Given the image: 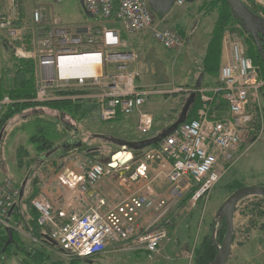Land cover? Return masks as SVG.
<instances>
[{
  "label": "built area",
  "instance_id": "built-area-1",
  "mask_svg": "<svg viewBox=\"0 0 264 264\" xmlns=\"http://www.w3.org/2000/svg\"><path fill=\"white\" fill-rule=\"evenodd\" d=\"M63 1L54 0V3L61 4ZM77 1L82 2L86 13L91 15V21L83 27L85 33L79 34L76 29L59 26L54 20L50 22L49 31L44 32L42 41L32 48L35 34L39 35L35 31L40 30L45 20V9H38L33 13L32 40L25 43L26 40L19 39L21 47L17 54L22 59L35 60L42 73L33 102L93 98L101 121L112 122L121 115H137V134L148 136L154 128V118L143 111V106L157 92L134 87L137 75L128 71V63L134 62L136 57L121 51L126 44L120 33L111 29V24H119L130 35L150 31L155 41L172 51L185 49L187 39L175 31L157 27L156 15L148 0ZM205 1L212 4L216 0ZM184 4L185 0H176L177 6ZM1 18L0 25L9 26L11 35L17 34L16 19L11 20L10 15H0ZM230 48L231 57L220 68L218 84L210 89L198 90L201 108L197 118L179 125L170 136L145 154L147 161L157 164L166 177L170 186L168 194L130 195L108 211L90 207L69 218L63 212L55 213L53 205L44 197L32 200L31 205L39 214L38 226L58 249L69 257L82 260L96 259L111 245L127 243L151 254L159 252L167 240L170 208L190 194L189 206L194 209L225 177L240 149L262 139L264 122L257 126L250 111L259 107L264 120L259 102L264 79L243 43L233 42ZM30 50L34 51L31 56ZM78 56L98 57L99 69L104 72L99 70L93 74L63 76L61 62ZM110 65L116 68L113 74L105 72ZM94 90L98 93L93 96L91 93ZM68 91L85 92L86 95L64 98L57 94ZM18 103L20 101L5 96L0 100V114ZM216 103H225L228 113L215 117L212 112ZM83 169L78 177V183H83L81 191H86L88 185L100 183L113 172V167L99 163ZM133 176L137 177L138 173ZM20 195V189L13 180L7 178L0 184V223L18 232L25 230L24 224L13 223L9 213L20 204Z\"/></svg>",
  "mask_w": 264,
  "mask_h": 264
},
{
  "label": "rangeland",
  "instance_id": "rangeland-1",
  "mask_svg": "<svg viewBox=\"0 0 264 264\" xmlns=\"http://www.w3.org/2000/svg\"><path fill=\"white\" fill-rule=\"evenodd\" d=\"M242 1L254 13L264 19V0ZM7 2H10V4L14 6L13 8H15L13 11L16 13V16L14 18L12 17L11 20H18V11L20 13L21 11H25L24 26L28 28H32L34 26L32 24L34 11L38 9H45L44 23L41 25L38 32L35 31L40 36L34 33V38L36 39L33 40L35 45H31L32 48H36L39 42L42 41L44 32L49 31L52 25L50 22L54 20L57 21V25L64 27L66 26L74 30L79 26H87L91 21V19L87 16L83 5L77 0H64L61 4L54 3V0H7ZM204 2L206 3L205 0ZM203 7H207L211 13L217 11V18L216 16L214 18L211 17L206 21L208 22V25H206L208 28L210 26L213 27L216 19L219 20L220 6L217 4H204ZM186 8L183 9L174 6L170 12L172 17L171 19H173L172 21L177 22L176 20L181 18V15L185 13ZM4 12L6 14L3 12L2 13L7 15L8 12ZM158 18L159 17H156L155 22L157 27L177 32V30L172 25L169 27L165 20H163L161 23H158ZM1 22L2 18L0 19V23ZM225 28L226 31L224 33V37H226V41L229 45L233 42H241L243 43L248 56L252 60L253 57H259L257 54L256 45L250 39V37L244 33L243 29L239 27L238 23L235 21L232 23L230 20V22L228 21V24ZM0 32L3 34H0V78H7L10 80L11 77L9 75L6 76V70L12 69L14 59H22V57L17 54V50L21 47V42L19 40L21 37H19L18 33L12 34V37L9 26H6L5 28L0 25ZM31 33L33 34V31ZM24 37L25 36H23V39ZM206 38L209 37L207 36ZM25 43H27V41ZM153 48L157 51V58H159V61H157L156 64L157 74L155 76L150 75L148 78L145 77L143 79V83L149 84L150 86H156L154 87V90L151 91H156L157 93L151 95L148 98V106H153L154 104L159 107L160 104H163L164 106L160 107L162 111L161 113H165L167 115L169 114V109L173 111L175 108L176 112L180 110L176 114L175 120L171 124L172 126L177 121L182 107L187 101L185 97L181 98L175 96L177 95L176 93L183 92L180 91L176 85H174L180 83H177L178 72L179 70L183 69L182 66L185 64V57L187 56H173L171 54L166 55V51L156 43L153 45ZM191 52L192 51L190 50V53ZM29 53L31 56L33 55L34 51ZM23 60L29 59L23 58ZM33 61L35 63V60ZM34 75L35 83H37L35 87L36 98V89L39 87V82L42 79L41 70L36 66V64ZM192 87L194 89V86ZM151 89H153V87ZM193 89L190 91V93H195L197 98L199 97L200 101L201 97L198 93V90L201 88ZM184 98L185 100L183 101L182 99ZM259 102L263 110L262 113L264 114V88L260 94ZM179 104H181L182 107ZM74 107L75 104L73 103H60L59 105H39L34 107L39 111L29 110V112H27L26 110L16 115L17 117H22L24 116V113L27 112L26 115L29 117L27 118V121L30 120V122L28 121V123H22L18 119L17 122L14 123L13 119L16 118L15 116L5 124V126H9L10 124L14 123L11 126L10 132L8 134V139H5L4 141L0 139V184L8 178L13 180V182L17 185V188L20 190L24 181L26 180V186L29 185V189H32V187L35 186L33 181L36 174L35 170H37L38 167H30V170L27 169V167L22 168L16 166L14 161L18 159V149H22V152L24 153L23 158H25V154L27 155V153L32 149L38 150L40 144H42L41 142L33 143V137H37L38 139L43 138L48 141H54L56 138L61 137L66 138V131L64 130L65 126H63L62 129H58L56 124H48L46 122L44 123V121L38 120V117H43V112L46 109H62L65 113H70L73 111ZM256 108L253 107L250 112L253 116L254 123L259 126L262 124V122H264V120L261 117L260 108ZM8 109L4 113L0 114V116L5 115L8 112ZM221 112L225 113L224 110ZM159 119L161 120V117H159ZM160 120L157 122L160 123ZM89 122L91 124L93 123L94 125L95 135L108 136L110 138L114 137L115 139L119 140H128L126 142L144 141L153 138L152 135H154V133L151 132L148 136L142 137L136 134L134 127L127 129V132L122 130L123 132L120 133V121L102 123L98 121L94 115ZM161 122L163 121L161 120ZM68 128L71 129L70 125H68ZM81 131L82 132L79 134H70L69 140L63 142L59 147H56V150L57 148L60 149L62 147H67L69 150H74L79 147L80 150L82 149V151L85 152L92 149L93 147H102L104 145H106L105 147L107 148H120L117 146H112L110 143L108 144L104 139H96L93 136V132L85 125L83 129L81 128ZM162 132H164V130H161V133ZM45 147L48 148L49 145L46 144ZM154 147L155 146L145 150L149 151ZM144 159H146V157ZM2 160L4 161V165H6V167H1ZM93 163H96V161H92V163L87 165H91ZM147 163H152V161L150 160ZM24 174L25 176H23ZM256 186H264V136L257 142L252 143L251 146L242 147L240 149V151L235 155L234 164L230 170H228V173L225 175V177H223L221 181L217 183L216 187L211 191L209 196L205 197L206 199L204 198L202 201H200L194 209H191L189 206L191 199L190 194L183 197L181 201L177 202L170 208L169 215L167 217L169 221L167 240L162 245L161 250L155 254L137 250L133 248L130 243H127L126 245H111L102 255L99 256V258L94 260L74 259L60 253L59 249L54 245L52 246L46 244L45 246H40V244L35 242L36 240L31 235L26 233L25 230H22L19 233L25 245L24 248L26 247L27 250L31 251V253L33 251L37 252L38 256L42 258V260L37 261L34 258H25L21 251V247L17 245L13 246L12 250L2 257V254L0 255V264H23L20 261H24L27 264H198V262L204 264L207 260L205 259L206 255L204 251V244L208 240H213L215 230L213 223L216 214L225 204L228 198L237 190L243 187L251 188ZM25 219L29 221L30 218L29 216H26ZM20 222L23 221H13L15 224ZM23 224L25 225V223ZM0 226L4 227L1 223ZM24 227H26V225ZM217 233L216 239L218 237ZM222 242L223 241H218L219 244ZM15 252L17 253V256L14 255ZM199 252H201L200 256ZM227 264H264L263 199L252 197L247 198L238 204L235 212L233 249Z\"/></svg>",
  "mask_w": 264,
  "mask_h": 264
},
{
  "label": "crops",
  "instance_id": "crops-1",
  "mask_svg": "<svg viewBox=\"0 0 264 264\" xmlns=\"http://www.w3.org/2000/svg\"><path fill=\"white\" fill-rule=\"evenodd\" d=\"M204 4L208 5L204 2V0H196L192 3H188L187 0H185L184 5H176L177 7L183 9L187 7L185 13L181 15V18L179 20H176L177 22L172 21L173 19H171L172 17L170 15L171 10L165 17L158 18V23H161L163 20H165L166 24H168L169 27L170 25H172L177 30L176 33L187 39L188 44L186 48L180 52L164 48L161 44L153 39L152 33L150 31L130 35L125 33L123 28L119 24H111V29H116L120 33V38L126 44V46L121 51L136 57V60L134 62L128 63V71L131 73L135 72L137 75V78L134 80V87L142 90L151 89L152 87L153 89L151 90H154V87H156L143 83V79L145 77L148 78L150 75L155 76L157 74L156 64L157 61H159V58H157V51L153 48V45L155 43L161 46L166 51V55L171 54L173 56H187L185 57L186 62L182 66L183 69L179 70L178 72L177 83H180L174 84L179 88V90H182L183 93H176L177 95L175 96L181 98L185 97L186 100H188L189 97L193 94L190 93V91L193 89L192 86H194V89L196 88L200 77H203L200 88L210 89L218 84L220 68L227 64V62L230 60L231 48L226 41V37H223L218 59L219 71L216 74H212V71L207 70L206 60L209 56V49L218 19H216L214 26H210L209 28L206 26L208 25V22L206 21L211 17L214 18L218 13L217 11L212 13L209 12L207 7H205L207 9L203 7ZM13 7L14 6L10 4V2L8 3L7 0H0V15H4L7 17L10 15L12 17H15L16 13L13 11V9H15ZM4 11L8 12L7 15H5L6 13ZM2 12L5 14H3ZM24 12L25 11H21L20 13L18 11L17 17L19 19L15 20V29L22 39L23 36H25L24 39L26 41H29L32 38V33L30 31V27L28 28L24 26ZM84 26H79L76 30L82 29ZM0 34L3 35L1 32ZM207 36L209 38H206ZM190 50L192 51L191 53ZM100 72L102 73L104 71L100 70ZM105 72L113 74L116 72V68L115 66H111L107 68ZM97 93L98 90H94L91 94L94 96ZM84 94L86 95L85 92H77V94L75 95ZM185 98L182 100L184 101ZM70 102L71 104H75L73 111L70 113H65L62 109H46L43 112V117H38V120H42L44 121V123L46 122L48 124H56L58 129H62L63 126H65L64 130L66 131V138H56L54 141L46 140V144L49 145L47 149H41L40 147L38 148V150L32 149L27 153V155L25 154V158H23L24 156H22L21 158H19L18 156V159L14 161V164L18 167H27V169L30 170V167H38V169L35 170L36 174L33 181V184L35 186H33L32 189H29V185L26 186L24 195L25 199L29 198L32 194L35 195L33 199L44 197L48 199L53 205L55 213L63 212L66 214L67 218H69L76 214L78 211H83L90 207H96L100 208L102 211H108L109 209L116 207L120 202H122L130 195L142 194L156 196L160 193L168 194V189L170 186L169 183L165 180L166 177L162 174L161 169L158 168L157 164L147 163L149 161L144 159L145 154L148 152V150L135 152L126 147L118 146L112 142V140L119 139H115L114 137L110 138L108 136H98L94 134V125L93 123L91 124L89 122L92 119L93 115L98 121L102 123L110 122L101 121L96 103L93 98H81L76 99L75 101L72 99L70 100ZM179 105L182 107L181 104ZM163 106V104H160L159 107L154 104L153 106H148V101L143 106V111L149 113L154 118V128L152 130V133H154V135H152V137L159 135L161 133V130L166 131L168 128H170L171 124L175 120L176 114L180 111L179 110L178 112H176L175 108L173 109V111L169 109V114L167 115L165 113H161L162 111L160 107ZM193 107L194 105H192L188 113L187 121L195 119L198 116V111L200 110L201 106L197 109ZM213 108H215V110L212 112V114L215 117H221L228 113L225 103H216L213 105ZM29 110L36 109L33 108ZM29 110H27V112H29ZM223 110L225 111V113L221 112ZM26 113H24V116L22 117L16 116V118L13 119L14 123L17 122L18 119L22 123H28V121L30 122V120L27 121V118L29 117H27ZM159 117H161V120L163 122H161ZM158 120H160V123L157 122ZM115 121H120V133H122L123 131L127 132V129L133 127L136 131L137 115L131 117H125L121 115ZM13 124H10L9 126L7 125L5 126V128L3 127L4 129H1L0 139H2V141L8 139L7 137ZM68 125H70L71 129L68 128ZM84 125L93 132V136L96 139H104L108 144L110 143L112 146H117L118 148H120H107L105 147L106 145H104L102 147H93L92 149L85 152L82 151V149L80 150L79 147L74 150H69L67 147H62L60 149L57 148L56 150V147H59L63 142L69 140L70 134L81 133V128L83 129ZM120 140L125 142L128 141L123 139ZM32 142L36 143L33 140ZM124 151H126L127 153L131 152L133 158L123 166H120L118 163H116L115 166L113 164L115 157L121 153H124ZM92 161H96V163L103 164L107 167H113V172L112 174L105 177L100 183L96 185H86L87 190L81 191L83 183H78V177H80V175L83 173V167H86L87 164L92 163ZM1 167H6L3 160L1 163ZM136 173H138V176L134 177L133 175H135ZM23 176H25V174ZM24 213L27 214V212ZM11 221L13 220L11 219ZM25 232L28 233L26 230Z\"/></svg>",
  "mask_w": 264,
  "mask_h": 264
},
{
  "label": "trees",
  "instance_id": "trees-1",
  "mask_svg": "<svg viewBox=\"0 0 264 264\" xmlns=\"http://www.w3.org/2000/svg\"><path fill=\"white\" fill-rule=\"evenodd\" d=\"M212 4H217L220 6V17L218 22L216 23L214 33H213V39L210 45L209 49V56L208 59L206 60V65H207V70L212 71V74H216L218 70V59L220 55V47L221 43L224 37V33L226 31V25L228 24V21H232L234 23V19L232 18V15L230 13L228 4L226 3L225 0H216ZM162 18L161 16H159ZM234 20V21H233ZM236 22V21H235ZM237 23V22H236ZM29 39V38H28ZM251 39V38H250ZM249 39V40H250ZM252 40V39H251ZM253 41V40H252ZM250 58V57H249ZM259 57H253V63L254 65L258 66L261 71V76L264 79V64L259 61ZM34 69H35V63L33 60H23V59H14V63L12 66V69L6 70V76L9 75L11 77L10 80L7 78H0V100H2L5 96L10 97L12 100H17L20 101L21 103L15 104L12 107L8 109V112L0 116V131L1 129L5 126L7 122H9L14 116L17 114H20L26 110H29L31 108H34L35 106L39 105H59L60 103H67L70 104V100H61V101H53V102H47V103H42V104H37L38 102H33V99L35 98V75H34ZM77 92H60L59 95L66 98L69 97L70 95H75ZM36 103V104H35ZM201 106V100L199 101V97L196 99L194 107L193 108H199ZM37 137L33 138L34 142H41V149H47L45 147L46 145V139L40 138L36 139ZM24 156V153L22 152V149L19 150V158ZM35 195L30 196L27 199H23V201L16 207L15 211L13 212L11 219L13 221H23L25 223L26 227L25 230L35 239L37 240V244H40V246H45L47 245H54L47 235H45L43 229H41L38 224V218L39 214L38 212L32 207L31 202ZM27 212L29 216V221L25 219L27 216ZM27 216V217H28ZM24 225V226H25ZM214 225V223H213ZM215 227V226H214ZM8 230L12 232L13 235V241L12 243L7 246L6 248V243L9 239L8 236ZM226 233V224L223 222L221 224V228L219 230L217 241H223ZM223 236V237H222ZM222 238V239H220ZM219 239V240H218ZM19 246L21 247V251L24 254L23 256L25 258H34L37 261L42 260L38 256V253L33 251L27 250V248H24V243L21 239L20 233L14 229H7L5 227L0 226V255L1 257L5 254H7L9 251L12 250L13 246ZM55 246V245H54ZM3 250L5 252L3 253ZM204 251H205V261L204 264H210L216 254L217 250L214 246V241L208 240L204 244ZM15 256H17V253H14ZM201 255V252H199V256ZM0 257V259H1ZM28 258V259H29ZM25 260V259H24ZM199 260V259H198ZM197 260V262H198ZM23 264H27L24 261H20ZM198 264H201L198 262Z\"/></svg>",
  "mask_w": 264,
  "mask_h": 264
},
{
  "label": "water",
  "instance_id": "water-1",
  "mask_svg": "<svg viewBox=\"0 0 264 264\" xmlns=\"http://www.w3.org/2000/svg\"><path fill=\"white\" fill-rule=\"evenodd\" d=\"M196 0H187L188 3L195 2ZM228 4L230 13L232 15V18L239 23V25L242 27L246 35L250 36V38L254 41V43L257 46L258 53L261 57V59L264 62V19L254 13L250 8H248L242 0H225ZM149 5L151 7V10L156 16L165 17L170 10L175 6L176 0H148ZM81 4H83L81 2ZM87 16L91 18V15L87 13ZM79 34L85 33V29H79L77 31ZM203 77H200L196 88L201 87ZM197 95L193 93L189 99L186 101L181 115L177 119V121L166 131L160 133L159 135L148 139L144 141H138L134 143H129L121 140H112V142L118 146L126 147L132 151L140 152L145 149H148L153 146H157L160 142L163 141L166 137L170 136L179 125L185 123L188 119V113L192 107V105L195 104ZM131 155V154H128ZM133 156V155H132ZM127 157H122L117 162L120 166H123L124 164L128 163L125 162ZM27 181H24L22 187H21V195H20V203L22 202L24 195H25V189H26ZM260 198L264 200V186H256V187H243L239 190H237L235 193H233L228 200L225 202V204L220 208L218 213L215 216L214 219V246L217 250V254L214 258V260L210 264H227L231 253L233 249V242H234V233H235V212L238 204L247 199V198ZM15 208H13L10 213L9 217H11L13 211ZM225 222L226 224V233L225 237L223 239V242L221 244L218 243L216 239V233L219 232L221 228V224ZM8 236L9 239L6 243V247L9 246L13 241V235L12 232L8 230ZM5 250L3 251V253Z\"/></svg>",
  "mask_w": 264,
  "mask_h": 264
},
{
  "label": "bare ground",
  "instance_id": "bare-ground-1",
  "mask_svg": "<svg viewBox=\"0 0 264 264\" xmlns=\"http://www.w3.org/2000/svg\"><path fill=\"white\" fill-rule=\"evenodd\" d=\"M63 76H79L85 74H93L99 72L100 60L96 56H78V57H70L63 60L60 64ZM127 157L125 162H129L133 156L128 154H119L114 159V165L119 159L122 157Z\"/></svg>",
  "mask_w": 264,
  "mask_h": 264
},
{
  "label": "flooded vegetation",
  "instance_id": "flooded-vegetation-1",
  "mask_svg": "<svg viewBox=\"0 0 264 264\" xmlns=\"http://www.w3.org/2000/svg\"><path fill=\"white\" fill-rule=\"evenodd\" d=\"M255 45H256V44H255ZM256 48H257V46H256ZM263 49H264V45H263ZM257 54H258V56H259V58H260V59H258V60L261 61V62L264 64L263 60L261 59V57H260V55H259V53H258V50H257Z\"/></svg>",
  "mask_w": 264,
  "mask_h": 264
}]
</instances>
